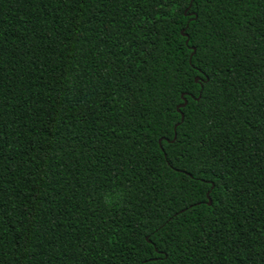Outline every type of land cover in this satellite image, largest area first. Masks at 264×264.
I'll return each mask as SVG.
<instances>
[{"label":"trees","instance_id":"16d2710c","mask_svg":"<svg viewBox=\"0 0 264 264\" xmlns=\"http://www.w3.org/2000/svg\"><path fill=\"white\" fill-rule=\"evenodd\" d=\"M0 264H264V0H0Z\"/></svg>","mask_w":264,"mask_h":264},{"label":"snow or ice","instance_id":"6c2138e0","mask_svg":"<svg viewBox=\"0 0 264 264\" xmlns=\"http://www.w3.org/2000/svg\"><path fill=\"white\" fill-rule=\"evenodd\" d=\"M184 7H190L189 5H185ZM186 42V41H185ZM193 67V76L196 78H199L200 76L204 75V73L202 72V70L198 69L195 65H192ZM193 83L195 84L196 90L197 92H199L201 94V96L203 95L202 93V89H203V84L199 83L196 84L195 81H193ZM185 89H178L177 90V98L173 101L174 106L177 109L178 112V116H177V120H176V124L177 126L179 125V123H181L182 121L179 118V110L184 107L187 104V99L185 97ZM158 139L161 141L159 147L161 149H164V144L166 143H174V141H172L169 137V135L166 132H161L158 136ZM163 155H167L166 151L162 152ZM198 174L197 175H193L192 173L188 172L186 173L187 175L191 176L193 181L196 180H201L203 179V183L207 185V187L205 188V197H202L200 199L203 198H211V194H212V190L215 187V185L211 182L212 181V177L214 176L213 173H205L202 170H197ZM206 176V179H205ZM193 187H195V184H193ZM149 243H151V241H148Z\"/></svg>","mask_w":264,"mask_h":264},{"label":"water","instance_id":"95a60500","mask_svg":"<svg viewBox=\"0 0 264 264\" xmlns=\"http://www.w3.org/2000/svg\"><path fill=\"white\" fill-rule=\"evenodd\" d=\"M182 33H183V31H182ZM186 43H187V40H186ZM195 81H198V78H195ZM199 98V97H198ZM183 114L181 113V120H183ZM175 136H176V134H174V138H175ZM207 203H208V205H210L211 204V199H209V198H207Z\"/></svg>","mask_w":264,"mask_h":264}]
</instances>
